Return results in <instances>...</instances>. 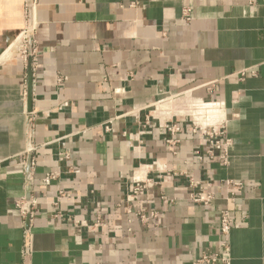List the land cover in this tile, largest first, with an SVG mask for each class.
Returning <instances> with one entry per match:
<instances>
[{
	"label": "crops",
	"instance_id": "obj_1",
	"mask_svg": "<svg viewBox=\"0 0 264 264\" xmlns=\"http://www.w3.org/2000/svg\"><path fill=\"white\" fill-rule=\"evenodd\" d=\"M198 124L223 129L226 165ZM134 178L146 192L127 202ZM188 178L215 199L193 204ZM226 181L242 184L233 204ZM30 199L23 221L15 205ZM141 210L156 216L143 224ZM202 253L264 264V0H34L30 30L25 0H0V264H191Z\"/></svg>",
	"mask_w": 264,
	"mask_h": 264
},
{
	"label": "built area",
	"instance_id": "obj_2",
	"mask_svg": "<svg viewBox=\"0 0 264 264\" xmlns=\"http://www.w3.org/2000/svg\"><path fill=\"white\" fill-rule=\"evenodd\" d=\"M183 16L186 21L189 20L188 9L183 12ZM23 55L26 58L25 51L23 52ZM64 80V78H58V86H60L64 82ZM217 105H219L220 107L222 106L220 104ZM216 127L201 128L200 126H197L195 128H197L207 138L208 145L210 146V150L207 152L208 155L210 157H215L217 155L218 160H220L222 164L226 165L228 161L227 150L229 141L226 139L223 129H219ZM165 129L169 134V138L166 143L168 145H175L176 143H178L175 136L179 133L180 127L175 123H170L165 126ZM198 158L200 159L199 156ZM165 176L168 178H176L178 175L166 174ZM56 177V174H48L44 177L43 182L48 185ZM224 186L228 190V197L226 200L229 203L233 204L236 201V193L242 187V184L232 181H226ZM187 191L189 193V199L193 204L207 206L215 199L213 185L211 183H201L193 178H188ZM145 192L146 182L134 178L132 179L130 185H128L127 187L126 201L131 202L135 197H142L144 196ZM35 205L36 201L34 199L21 200L15 205V208L23 221L27 219L31 220L34 214ZM134 215L137 216L140 222L143 224H146L149 219H154L156 216L155 213H150L149 216H146L143 210L134 213ZM97 223H99V221ZM72 224L74 228L81 227L78 222H73ZM233 226L234 220L231 216L230 211L228 209L221 210L219 212L218 233L221 239L220 247L223 251H226L228 247L227 239ZM191 264H230V261L228 258L221 256L219 253H202Z\"/></svg>",
	"mask_w": 264,
	"mask_h": 264
},
{
	"label": "water",
	"instance_id": "obj_3",
	"mask_svg": "<svg viewBox=\"0 0 264 264\" xmlns=\"http://www.w3.org/2000/svg\"><path fill=\"white\" fill-rule=\"evenodd\" d=\"M33 2L34 0H25V8H26V17H27V29L30 30L32 27V11H33ZM27 52H28V62H27V72H28V78H27V101H28V110L30 108V102H31V75H32V59L30 57L31 55V38L28 37L27 41ZM30 164V159L28 161V165ZM28 221V219H27Z\"/></svg>",
	"mask_w": 264,
	"mask_h": 264
},
{
	"label": "bare ground",
	"instance_id": "obj_4",
	"mask_svg": "<svg viewBox=\"0 0 264 264\" xmlns=\"http://www.w3.org/2000/svg\"><path fill=\"white\" fill-rule=\"evenodd\" d=\"M5 55H6V54H4L3 59L6 57ZM167 100H168V99H167ZM170 100H171V99H170ZM188 100H189V99H188ZM188 100H187V101H188ZM164 101H166V100H164ZM168 101H169V100H168ZM189 101H190V100H189ZM191 101H192V100H191ZM184 102H186V101H184ZM194 102H195V101H194ZM194 102L192 101V104H193ZM187 104H188V103H187ZM187 104H186V107H188L187 109H190V108H191V107H189L190 104H188V106H187ZM194 104H195V103H194ZM199 105H200V103H199ZM206 105L208 106L209 104H206ZM211 107H212V106H211ZM205 109H207V108H205ZM209 109H210V105H209ZM157 110H158V109H157ZM157 110H156V111H157ZM181 110H182V109H181ZM181 110H180V111H181ZM183 110H184V108H183ZM170 111H171V110H170ZM180 111H179V112H180ZM179 112H178V113H179ZM154 114H155V113H154ZM157 114L161 115V117H162V116L164 117V115H162V113H161V114H160V113H156L155 116H156ZM180 114H182V113H180ZM184 114H185V113H184ZM159 115H157V117H158ZM159 118H160V117H159ZM164 118H165V117H164Z\"/></svg>",
	"mask_w": 264,
	"mask_h": 264
},
{
	"label": "rangeland",
	"instance_id": "obj_5",
	"mask_svg": "<svg viewBox=\"0 0 264 264\" xmlns=\"http://www.w3.org/2000/svg\"><path fill=\"white\" fill-rule=\"evenodd\" d=\"M162 100H163V99H162ZM154 108H155V106H154ZM152 110H153V109H152ZM155 110H156V108H155ZM155 110H154V111H155ZM189 119H191V120H192V119H193V117H190ZM193 120H194V119H193ZM194 121H195V120H194ZM195 123H196V122H195ZM198 125H199V124H198ZM199 126H200V125H199ZM216 126H218V124H217ZM216 126H214V127H216ZM200 127H201V126H200ZM201 128H202V127H201Z\"/></svg>",
	"mask_w": 264,
	"mask_h": 264
}]
</instances>
